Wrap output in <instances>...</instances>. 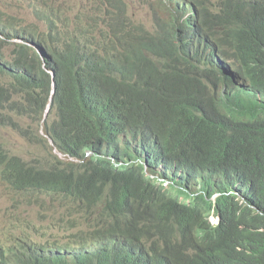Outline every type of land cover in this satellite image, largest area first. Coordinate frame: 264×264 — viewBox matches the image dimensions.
<instances>
[{"label": "trees", "instance_id": "obj_1", "mask_svg": "<svg viewBox=\"0 0 264 264\" xmlns=\"http://www.w3.org/2000/svg\"><path fill=\"white\" fill-rule=\"evenodd\" d=\"M19 1L36 22L0 0V129L63 159L0 145V182L61 241L14 235L0 264H264V0H162L150 28L123 0Z\"/></svg>", "mask_w": 264, "mask_h": 264}, {"label": "rangeland", "instance_id": "obj_2", "mask_svg": "<svg viewBox=\"0 0 264 264\" xmlns=\"http://www.w3.org/2000/svg\"><path fill=\"white\" fill-rule=\"evenodd\" d=\"M1 1L3 9L13 11L36 22L34 9L22 6L19 9V0ZM54 1L57 5L64 4L70 13V8L74 3L85 0ZM86 1L94 2L95 0ZM123 1L127 4V11L133 22L142 23L147 28L154 25L151 11H149V5L153 0ZM69 13H66V19L62 17L63 23L70 17ZM38 136L44 138L41 130H37L35 125L30 127L29 136L26 138L10 128H4L0 129V145L10 154L18 155L32 165H45L53 160L54 155L63 159L51 148L49 141L44 142ZM171 193L176 195L177 191L172 190ZM13 201V193L0 182V242L5 243L8 238L13 239L14 235H18L21 240L32 244L52 245L56 240L61 241L60 233L48 224L51 221L52 211L43 210L38 205H15ZM48 202L50 203L49 200Z\"/></svg>", "mask_w": 264, "mask_h": 264}, {"label": "bare ground", "instance_id": "obj_3", "mask_svg": "<svg viewBox=\"0 0 264 264\" xmlns=\"http://www.w3.org/2000/svg\"><path fill=\"white\" fill-rule=\"evenodd\" d=\"M175 1H178L179 2V0H175ZM162 3V0H153L152 2H151V4H150V6H149V11H154V9L158 6V5H160ZM50 144H52V143H50ZM58 155L60 154L59 152H57L56 151V149H53ZM61 155V154H60ZM77 161V160H76ZM3 186H5L8 190H9V188H8V186H7V183H3ZM55 242H57V240L55 241Z\"/></svg>", "mask_w": 264, "mask_h": 264}, {"label": "clouds", "instance_id": "obj_4", "mask_svg": "<svg viewBox=\"0 0 264 264\" xmlns=\"http://www.w3.org/2000/svg\"><path fill=\"white\" fill-rule=\"evenodd\" d=\"M49 107H50V103H49V104L47 105V107H46V112L49 110ZM49 142L51 143V141H50V140H49ZM151 177H152V176H151ZM217 221H218V220H217V219H215V221H214V222H215V223H217Z\"/></svg>", "mask_w": 264, "mask_h": 264}]
</instances>
